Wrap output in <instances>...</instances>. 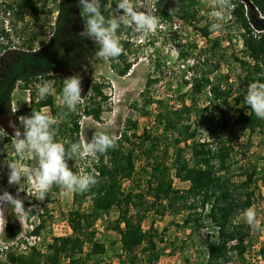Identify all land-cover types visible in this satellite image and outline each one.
I'll list each match as a JSON object with an SVG mask.
<instances>
[{"label":"trees","instance_id":"trees-1","mask_svg":"<svg viewBox=\"0 0 264 264\" xmlns=\"http://www.w3.org/2000/svg\"><path fill=\"white\" fill-rule=\"evenodd\" d=\"M231 1L232 20L242 29L243 42L249 47L247 58L242 59L234 55V60L244 72L242 79L246 85L264 83V17L260 18L258 14V11L264 14V0ZM45 3L46 0H0V134L4 132L3 142L10 141L14 131L13 127L9 128L6 123L19 128L17 116L47 107L51 114L56 116L55 139L64 143L67 150L71 143L83 141L80 125L82 115L96 121L100 120L107 101L104 92L107 85L104 81L94 80L91 83L88 100L79 113L68 112L66 108L58 107L52 95L40 99L33 91L28 108L14 110L11 113L9 107L11 92L18 81L22 82V88H27L38 81L37 76H43L46 81H51L52 78L39 68L34 58L32 51L35 35L31 34L21 48H16L5 19L13 17V22L17 23L24 21L27 14L39 15L44 12ZM104 4L108 3L105 1ZM109 5L111 7L101 8L106 18H111L112 13L116 14L113 9L115 2H109ZM245 5L248 6L247 10ZM152 8L156 17L164 20L177 17L188 23L210 43L209 50L220 46L219 40L209 38L207 25L198 26L200 13L197 0H154ZM82 20L84 23L83 17ZM131 28L132 26L121 24L117 36L120 37L122 32L128 33ZM119 39L124 53L110 62L120 74H123L131 67L127 57L131 43L127 39L121 37ZM175 45L179 58L186 63L190 55L189 50L179 43ZM23 46H26V49ZM203 61L199 68L198 62H193L192 66L187 65L188 69L194 72L190 82L192 104H183L181 109H175L166 107L162 100H154L158 105L156 118L162 127V134L151 138L148 147L142 152L146 160L143 171L148 174L146 188L144 190L138 188L136 192L123 189L124 181L130 180L135 171V148H125L124 143L128 140L127 130H124L116 137L115 147L99 155L96 161L90 162L79 156L68 159L67 163L74 173L94 172L98 181L85 193H72L73 208L65 215L71 233L53 237L45 251L31 245L26 252L17 253L7 247L5 260L0 264H81L80 255L86 248V257L103 254L105 247L96 240L94 225L113 209L118 214L109 222L108 228L119 235L124 254L120 264H138L140 261L145 264H158L161 253L158 243L163 242V233L153 224L147 230L143 228V221L151 211L159 212L161 215L165 212L183 214L182 226L188 227L191 233L197 236L208 222L216 227L217 234L206 247L207 264L229 263L233 261L232 253L241 264H246L244 255L251 247V228L242 221H235V218L240 211L248 209L255 200L257 180L254 177V170L245 171L242 181L233 180L230 162L233 150L231 141L228 138L226 124L222 123L216 114L219 100L225 101L231 90L222 89L221 80L215 81L211 77L219 68V64L209 62L211 67L206 69L205 64L209 59L204 57ZM158 81L157 77H148L145 92ZM55 83L58 86L57 91L61 92L62 80H56ZM205 89L213 96V105L203 116L201 123L191 121L195 98ZM245 95L236 94L234 97L238 103L237 122L243 129L253 131L255 128L263 127L264 120L257 118L245 104ZM152 102L151 98L146 100L147 104ZM64 114H67V121L60 119ZM127 124L126 129L137 127L136 122ZM201 129L206 132L205 138H199ZM146 139L149 140V136H146ZM161 140L164 146L160 154L154 153ZM170 149L172 152L168 166L166 160ZM174 177L180 182L188 183V186L175 187ZM86 199H89L90 206L83 210L82 204ZM44 200L46 204L54 201L52 188ZM35 214L34 211L26 212V217L30 219ZM44 227L45 220H39L33 227L32 234L39 235ZM258 252L264 258V246H261Z\"/></svg>","mask_w":264,"mask_h":264},{"label":"rangeland","instance_id":"rangeland-1","mask_svg":"<svg viewBox=\"0 0 264 264\" xmlns=\"http://www.w3.org/2000/svg\"><path fill=\"white\" fill-rule=\"evenodd\" d=\"M105 1L108 4H104ZM153 1L141 0L143 3L141 10L155 15L152 8ZM197 1L200 13L198 26H208L209 38L219 40L218 48L209 50L210 43L183 20L177 17L171 20L158 17L160 23L155 35L144 37L142 33L135 30L134 26L128 33L122 32L120 37L131 43L130 51L127 53L131 67L123 74L111 65L110 60H98L95 52L99 46L93 40L81 35L84 23L77 0H46L44 12L41 14H27L24 21L17 23L13 22V17H7L5 24L10 27L9 32L16 48H21L31 34L35 35L32 52L39 68L52 78L51 82L56 90L52 95L55 104H59L60 100L56 80L61 79L63 82V79L73 75L81 78L82 103L77 105L76 113L82 111L94 80L104 81L107 85L104 90L107 101L100 120L96 121L82 115L81 136L83 141L88 142L95 132H107L119 137L124 130H127L128 141H125L124 146L126 149L135 148V171L130 180L124 181L125 191L136 192L138 188L141 190L146 188L148 174L143 171L146 160L142 152L148 147L151 138L162 134V127L156 118L158 105L154 100H162L166 107L175 109H181L183 104H192L190 82L194 72L188 69L187 65L192 66L193 62H198L199 68L204 63V57L209 59L205 64L206 69L211 67L209 62H217L219 68L212 73L211 77L215 81L221 80L222 89L230 88L231 90V94L225 101L219 100L216 114L220 121L226 124L228 138L231 141L233 150L230 162L233 180L235 182L244 180V172L251 170L255 171L254 177L257 180L255 200L250 207L256 210L261 229L256 231L251 228V247L245 253L244 259L246 264H264V258L258 252L259 248L264 246V124L263 127L255 128L253 131L243 129L237 122L238 103L234 98L236 94H246L249 86L242 79L244 72L234 60V55L242 59L247 58L249 47L243 42L242 29L232 20V1L231 7L226 11L227 22L219 30L211 29L214 20L210 13L215 0ZM109 2H115L114 12L121 15L122 10L116 9L117 0H102V6L108 8ZM245 9L247 10L248 6ZM175 24L177 27H174ZM176 43L189 50L190 55L186 63L179 58ZM192 44L195 45L191 46ZM23 48L26 49V46ZM148 77H157L159 81L145 92ZM37 79L38 81L27 88H22L21 81L17 82L10 95L11 113L14 110L29 107L32 91L36 97H39L38 87L47 81L43 76H37ZM27 93L30 94L29 100ZM148 98H151L153 102L147 104ZM212 105L213 96L208 89H205L195 98L191 121L201 123L203 116ZM40 111H47L53 119H56L49 108L44 107ZM31 114L17 116L16 122L21 132L23 129L19 123V117ZM60 119L67 121V114L61 115ZM128 121L136 122L137 127L126 129ZM6 125L11 127L7 123ZM200 132L199 138H205L206 132L203 129ZM6 134L9 135L7 132ZM3 136L4 132H1L0 194L8 192L14 198L21 200L23 207H14L11 204L6 205L7 202H0V262L5 260L7 247L17 253L26 252L31 245L45 251L53 237L70 234V230L65 225V215L73 208L72 192L62 186L52 187L54 201L46 204L45 200L36 198L32 181L24 179L20 186L8 183V168L4 162L19 163L20 157L12 148L13 137L11 136L10 141L3 142ZM146 136L150 139H146ZM163 146L164 143L161 140L154 153L160 154ZM171 152L172 149L166 160L168 166ZM23 163L34 165L35 161L28 154H24ZM174 185L177 188H186L188 183L180 182L174 177ZM89 206V199L84 200L82 209L86 210ZM30 211L36 214L27 219L26 212ZM243 212L240 211L237 214L235 221L243 222ZM117 214V211L113 209L100 218L96 226L94 225L95 238L104 244L105 250L103 254L86 257V248L80 255L81 264H120L122 262L124 254L119 235L108 228L109 222L113 221ZM182 217L183 214L175 215L165 212L161 215L159 212L151 211L144 219L145 230L153 224L163 233V242L158 243L161 250L158 264H207L206 247L208 242L214 239L216 227L208 222L198 236L193 235L188 227L182 226ZM39 220H45V227L39 235H33L32 229ZM139 253L141 254V251ZM258 255L261 257L258 258ZM232 257L233 261L226 264H241L234 253ZM138 264L145 263L140 261Z\"/></svg>","mask_w":264,"mask_h":264},{"label":"clouds","instance_id":"clouds-1","mask_svg":"<svg viewBox=\"0 0 264 264\" xmlns=\"http://www.w3.org/2000/svg\"><path fill=\"white\" fill-rule=\"evenodd\" d=\"M77 3L80 7V15L84 19L81 35L93 40L99 46L95 52L98 60H115L124 53L117 36L121 24L134 26L137 32L148 37L156 34L160 23L158 17L141 10L143 9L141 0H117L116 9L122 10V14L112 13L111 18H106L101 11L102 0H77ZM230 7L231 0H215L210 13L214 20L211 24L212 30L224 27L227 22L226 11ZM55 91L51 81L44 82L38 87L40 99L53 95ZM244 99L255 116L264 120V83H251ZM81 103V78L73 75L63 79L58 107L66 108L68 112H76L77 105ZM19 123L22 132L15 125H10L14 131L12 148L20 157V162H4L8 168V183L20 186L24 179L32 181V188L39 200H44L53 185L62 186L72 193L87 192L97 184L96 174L85 171L80 174L74 173L67 163L68 159L79 156L90 162L96 161L99 155L114 148L117 142V138L107 132H95L90 141L71 143L70 148L66 150L65 144L55 139L57 121L47 111H32L30 116L19 117ZM24 154H28L35 164L23 163ZM0 202L23 207L22 201L8 192L0 194ZM242 220L253 230L261 229L254 208L249 207L244 210Z\"/></svg>","mask_w":264,"mask_h":264},{"label":"built area","instance_id":"built-area-1","mask_svg":"<svg viewBox=\"0 0 264 264\" xmlns=\"http://www.w3.org/2000/svg\"><path fill=\"white\" fill-rule=\"evenodd\" d=\"M258 14H259V17H260V18H263V17H264V14H261L259 11H258ZM179 21H180V20H179ZM179 23H180V22H179ZM174 27H177L176 24L174 25ZM27 95H28V98H27V99L29 100V96H30V94L27 93ZM105 215H106V214H104L103 217H104ZM99 220H100V219H99ZM99 220H98V221H99ZM98 221L95 223V226H96V224L98 223ZM65 225L67 226V228L70 230V233H71V229L69 228L68 223H67L66 220H65ZM216 234H217V231H216ZM62 236H63V235H62ZM257 257L260 258L261 256L258 255Z\"/></svg>","mask_w":264,"mask_h":264},{"label":"water","instance_id":"water-1","mask_svg":"<svg viewBox=\"0 0 264 264\" xmlns=\"http://www.w3.org/2000/svg\"><path fill=\"white\" fill-rule=\"evenodd\" d=\"M10 128V127H9Z\"/></svg>","mask_w":264,"mask_h":264}]
</instances>
